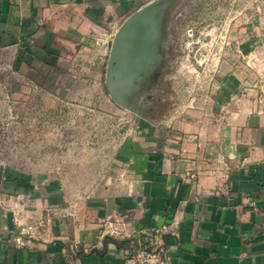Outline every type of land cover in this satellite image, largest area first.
<instances>
[{
	"label": "crops",
	"instance_id": "crops-1",
	"mask_svg": "<svg viewBox=\"0 0 264 264\" xmlns=\"http://www.w3.org/2000/svg\"><path fill=\"white\" fill-rule=\"evenodd\" d=\"M153 1L0 0V48L17 51L20 70L49 76L39 80L45 87L67 94L97 87L113 23L120 28ZM257 100L218 97L228 108L217 119L189 109L155 126L140 115L118 151L123 176L87 196L70 193L56 176L0 164V264H139L133 242L154 239L168 264H264V111ZM186 171L197 177L184 178Z\"/></svg>",
	"mask_w": 264,
	"mask_h": 264
},
{
	"label": "rangeland",
	"instance_id": "rangeland-1",
	"mask_svg": "<svg viewBox=\"0 0 264 264\" xmlns=\"http://www.w3.org/2000/svg\"><path fill=\"white\" fill-rule=\"evenodd\" d=\"M146 18L130 32L136 44L148 37L155 66L144 75L120 72L113 88L120 101L104 88L105 70L100 86L67 94L39 82L49 76L20 70L17 51L0 48L1 165L56 176L87 196L123 174L118 151L140 115L155 126L189 109L217 119L228 108L218 97L245 93L264 111V0H164Z\"/></svg>",
	"mask_w": 264,
	"mask_h": 264
},
{
	"label": "water",
	"instance_id": "water-1",
	"mask_svg": "<svg viewBox=\"0 0 264 264\" xmlns=\"http://www.w3.org/2000/svg\"><path fill=\"white\" fill-rule=\"evenodd\" d=\"M164 0H156L139 9L130 16L119 28L110 44V55L107 65V89L114 98L120 101L113 88L117 85L116 78L120 72L135 70L138 74H147L155 66L157 53L148 47L147 36L139 37L141 42L136 44L130 29L134 23L147 20V15H156L157 9ZM153 22V21H152ZM135 60V63H133Z\"/></svg>",
	"mask_w": 264,
	"mask_h": 264
},
{
	"label": "built area",
	"instance_id": "built-area-1",
	"mask_svg": "<svg viewBox=\"0 0 264 264\" xmlns=\"http://www.w3.org/2000/svg\"><path fill=\"white\" fill-rule=\"evenodd\" d=\"M196 174L197 173H195L194 171L192 172L186 171V173H184L182 176L184 178L188 176L191 179H195L197 177ZM38 226H41V224L27 226V228L25 229V234L26 235L33 234L34 232L37 231ZM106 229L109 234L116 233L115 229L111 226V224H109L108 227H106ZM164 231L166 232V228H163L161 230H156L155 232L157 234L159 232L162 233ZM142 234L147 237L148 236L151 237L152 235V233L149 231H142ZM156 236H159V235L158 234L154 235V237ZM22 237L23 235H18V237L16 238L17 245H23L25 243ZM131 254L134 256V258H136L139 264H168L167 253L165 251V248L162 246L160 241H157L155 239L153 241L152 240H145V241L137 240L133 242Z\"/></svg>",
	"mask_w": 264,
	"mask_h": 264
}]
</instances>
